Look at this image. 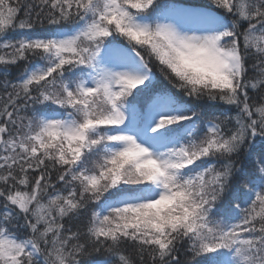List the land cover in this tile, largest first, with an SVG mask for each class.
I'll use <instances>...</instances> for the list:
<instances>
[{"label":"snow or ice","instance_id":"obj_1","mask_svg":"<svg viewBox=\"0 0 264 264\" xmlns=\"http://www.w3.org/2000/svg\"><path fill=\"white\" fill-rule=\"evenodd\" d=\"M257 138L264 0H0V264H264Z\"/></svg>","mask_w":264,"mask_h":264},{"label":"trees","instance_id":"obj_2","mask_svg":"<svg viewBox=\"0 0 264 264\" xmlns=\"http://www.w3.org/2000/svg\"><path fill=\"white\" fill-rule=\"evenodd\" d=\"M169 2H178V3H183L185 5H207L209 4L208 2H206L205 0H169ZM12 76L13 78L19 74L18 69L13 68L12 70ZM158 72L156 74V80L155 83H158L159 86L158 88H168V89H172V85L169 84L166 80L163 79L162 76H158ZM264 148V141H261L259 138H257L255 140V143L253 145V151L255 153H259L261 151V149ZM241 163L245 166L248 167L249 165L247 164L246 161H241ZM105 257V253L103 251H101L100 253H92V255L90 257H87L86 259L94 261V262H102L103 259ZM181 258L183 259V255L181 254ZM198 259V258H197Z\"/></svg>","mask_w":264,"mask_h":264},{"label":"rangeland","instance_id":"obj_3","mask_svg":"<svg viewBox=\"0 0 264 264\" xmlns=\"http://www.w3.org/2000/svg\"><path fill=\"white\" fill-rule=\"evenodd\" d=\"M206 2H210V0H205ZM158 76H159V74H158ZM155 80H156V78H155ZM157 81V80H156ZM154 86L156 87V88H158V86H159V84L158 83H154ZM96 264H101V262H96Z\"/></svg>","mask_w":264,"mask_h":264}]
</instances>
